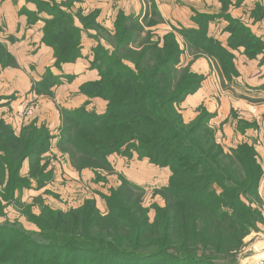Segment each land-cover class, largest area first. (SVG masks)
Returning a JSON list of instances; mask_svg holds the SVG:
<instances>
[{"label":"trees","instance_id":"16d2710c","mask_svg":"<svg viewBox=\"0 0 264 264\" xmlns=\"http://www.w3.org/2000/svg\"><path fill=\"white\" fill-rule=\"evenodd\" d=\"M76 31L46 39L55 50L56 67L80 57ZM156 45L128 49L126 54L117 48L111 54L97 51L92 67L100 78L92 84V94L107 101L106 110L63 108L62 123L67 126L66 142L76 149L68 150L74 165L82 161L98 168L109 163L108 155L132 148L140 159L169 167V183L155 193L163 204L146 206L144 187L127 179L111 195L102 196L106 211L93 198L65 211L41 203L33 219L37 231H24L16 221L0 223V264H216L229 260L230 250L242 245L254 219L261 216L259 205L242 199L257 194L262 178L255 148L226 153L214 143L205 149L204 142L195 139L204 118L192 128L178 106L200 88L202 79L182 65L176 37ZM123 59L135 69L123 65ZM87 89L82 85V91ZM0 127L6 128L2 120ZM41 137L30 127L20 135L0 131V214L2 200L10 204L29 186L20 173L26 161L30 175L36 171L33 159L44 151ZM213 182L221 192L212 188Z\"/></svg>","mask_w":264,"mask_h":264},{"label":"rangeland","instance_id":"374dc122","mask_svg":"<svg viewBox=\"0 0 264 264\" xmlns=\"http://www.w3.org/2000/svg\"><path fill=\"white\" fill-rule=\"evenodd\" d=\"M236 4L238 3L233 4L232 0H0V71L10 73L9 84L14 82L16 85L9 89L10 93L8 85L0 90L2 93H9L2 104L7 107H0L2 108L0 121L2 120L6 125V128L0 127V131L10 129L16 135H20L28 127L36 129L42 135L41 147L44 148L42 155L33 159L36 170L33 176L30 175L31 165L28 161L21 170L20 175L28 178L29 186H25L18 192L16 199L10 204H6L7 202L4 200L1 201V209L4 214H0V223L16 221L24 231H37L39 228L33 219L34 216L40 214L41 203H49L54 209L65 211L80 206L86 199L93 198L102 208L100 198L104 195H111L112 190L118 188L124 179L144 187L146 206L159 204V196L155 193L161 187V180L152 169L153 164L148 159H140L132 148H122L119 152L108 155L109 163L104 166L101 164L97 166L98 168L89 167V162H84L83 166L82 161H77L76 166L74 165L68 152L70 148L74 149V147L72 142H66L67 126L62 123L63 108L59 107L61 105L60 97L58 98L56 92H53L54 81H58L62 77L53 74L50 67H39L32 58L34 55L32 51L38 49L40 42L48 45L46 39L57 40L60 38L56 33L60 32L61 35L62 33L64 35L77 29L76 34L81 43L80 57L82 54L86 55L90 58L92 66L97 51H101V55L111 54L117 48L119 53L126 54L128 49L132 48H137L136 50L139 51L142 45L145 48L153 47L154 44L158 46H162L164 43L168 44L174 36L183 51L182 65L189 66L190 70L202 79L200 88L190 94L191 96L188 95V99L198 92L197 99L202 93L205 94L204 91L207 90L204 88V80L207 75L208 77L211 75L212 83L219 86V88H211L212 91L216 92L217 90L219 95L222 93L232 98H240L247 96L248 93L244 90L245 84L238 82L234 85L237 77L233 78V76L238 75L236 69L232 68V65H235L234 50L240 49L238 45L243 44L241 47L244 52L261 53L264 51V40L254 34L252 28L249 27V20L243 22L231 17L230 10ZM263 14L262 7L257 6L253 9L252 15L257 21ZM216 18L220 20V23L213 22ZM209 22H213L211 25L213 31L220 28L223 30L225 28L228 31L224 42L209 35ZM56 23L62 24L54 26ZM121 34L122 38L120 39ZM84 43H88L86 48L83 47ZM123 60V65L135 69L133 62L127 59ZM209 64L212 65H210L212 70ZM223 78L231 80V84L223 83ZM94 82L83 84L88 89L82 91V94H86L90 98L103 99L93 97L92 84ZM21 83H24L25 86L22 87ZM229 85H234V87ZM22 96L25 97L23 100H21ZM204 97L202 103L191 102L189 104V100L185 99L178 106L185 123L192 128H195L198 122L204 118L202 129L199 132H194L195 139L202 140L205 149L212 147V143H214V147L219 145L226 153L237 150L239 147L250 146L248 142H242L237 147L222 146V139L219 138V141L217 139L216 123L214 120L211 123V119L218 112L216 104L211 107V104L207 103V96ZM19 98L20 101L17 100ZM42 98L51 102L52 107H58L60 121L56 123H51L48 120L38 121L37 117L45 103ZM249 100L252 101L250 102L252 108H249L251 114L257 113L255 109L264 104V99ZM29 101L36 104L37 110L33 117L27 120L19 119L16 116V110L9 108V103L21 102L20 104H23ZM237 101H233L232 104L238 105ZM235 110L234 107H231L227 112L235 113ZM90 111L96 112L95 110ZM251 124L253 125V123L241 121L239 126H252ZM212 139L214 141H211ZM254 148L256 151V147ZM215 152L216 150L212 154ZM256 153L257 161L263 168L261 182L264 180V161L262 162L257 151ZM138 159L147 160L152 166L148 165L144 169L145 173H141V161ZM165 168L160 171L162 173L171 172L169 167ZM87 171L95 173L96 183H93L95 178L92 180L86 176L84 179L82 178L88 173ZM140 174L151 183L138 184L128 178L132 179ZM39 179L46 183L44 182L45 184L40 186ZM212 188H216L219 192L222 191V188L215 182H213ZM72 193L76 194L74 197L77 198H74ZM82 196L85 199L80 200ZM257 197L259 201H257ZM242 199L247 204L253 202L254 205H259L261 216L254 219L256 224L243 237L242 245L230 250L229 260H219L216 261V264H249V258L257 259L261 255L260 252L264 251V191L259 192L258 188L257 194L252 192L243 196ZM29 208L32 209L31 215L27 213ZM151 213L154 218L155 210L151 209ZM253 233L256 234L255 237L252 236Z\"/></svg>","mask_w":264,"mask_h":264},{"label":"crops","instance_id":"0c3cea01","mask_svg":"<svg viewBox=\"0 0 264 264\" xmlns=\"http://www.w3.org/2000/svg\"><path fill=\"white\" fill-rule=\"evenodd\" d=\"M238 3L236 6H233L231 8V17L234 20H241L243 22H246L244 20H249V27L252 28L254 34L258 36V38H262L264 40V14L261 16V18L257 19L252 15L253 9L257 6H260L264 9V0H232V3ZM207 13V12H206ZM208 14V13H207ZM223 17V16H222ZM221 18V17H218ZM218 24L220 23V20L216 18L215 21H213ZM213 22H209V35L212 37L215 36L216 39L221 40L224 42L226 35L228 34V31L220 28L219 30L213 31V27H211ZM223 26V25H222ZM211 33V34H210ZM214 37V38H215ZM88 43H84L83 47L86 48ZM240 49L234 50L235 54V65L234 68L236 69V73H238L237 76H233V78H239L234 82V85H236L238 82L245 84L244 90L248 93L247 96H241L240 98H232L230 96H225L222 93L219 95V91L216 90V92L212 91L211 88H219L218 85H214L212 82V76L208 77L206 76L204 80V88L207 91H204L206 94H201L200 98L197 99L196 93L192 97H187L186 101L189 100V104L191 102H199L202 103L204 100V96H207V103L211 104L212 106H215L218 110L216 116L211 119V123H216V135L217 139L219 141V138L222 139V146L223 147H237L242 142H248L251 146L256 147V151L258 152V155L260 158H262V162L264 161V104L261 106L253 107L258 113H252L249 111V108L251 109L252 102L249 99L252 100H260L264 99V51L257 52L255 54L249 55L248 51L244 52L242 47L239 46ZM83 48V50H84ZM11 52V51H10ZM34 55L32 58L36 61V64H38L39 67H50V69L53 71V74L62 77L59 79L55 84H53V92H56V96L60 99L61 105L59 107L65 108V109H75L79 108L81 106H85L87 110H95L97 113H103L106 110L107 107V101L100 98H90L86 94H82V85L85 83H88L90 81H96L100 78V75L98 73L97 69L92 68L90 64V58H88L86 55H83L79 57L75 62L71 63H63L61 67L57 68L55 66V57H54V49L48 45H45L40 42L39 47L37 50L32 51ZM211 64H209L210 66ZM212 66V65H211ZM210 66V69L212 70ZM214 68V66H213ZM66 75V77H65ZM13 76V75H12ZM11 78L10 73H6L5 71H0V90L4 86L8 85L11 87H16V85L13 83L9 84V79ZM7 84H6V83ZM223 83L231 84V80H227L226 78H223ZM234 85H229L233 86ZM21 86L24 87L25 84L21 83ZM206 86V87H205ZM228 86V87H229ZM28 87V86H27ZM239 88V87H238ZM242 89V88H240ZM203 90V89H202ZM2 93L0 91V107H7V105L4 104L5 98L9 96V93ZM201 92V91H200ZM191 96V95H190ZM25 97L22 96L21 100H23ZM247 99V101H246ZM20 101V98L17 99ZM193 100V101H191ZM232 100V101H231ZM238 100V101H237ZM42 101L45 102L43 105V109L41 110V113L39 117H37L38 121H45L48 120L51 123H56L57 121H60V113L58 112V107H52L51 102H48L47 99L42 98ZM50 101V100H49ZM185 101V102H186ZM233 101H237L236 103L238 105H233ZM205 102V101H204ZM263 102V101H262ZM21 102H13L9 103V108H12L14 110H17L21 107ZM253 103H259V102H253ZM250 104V105H249ZM231 107H234V112H227L230 111ZM2 108H0L1 110ZM253 109V110H254ZM241 121L253 123L252 126H239V123ZM141 161V173H145L144 169L152 164H149V161L147 160H140ZM139 166V165H138ZM154 167H152L153 170H155L156 175L158 176V179L161 180L160 183H162L160 186L167 185L169 182V178L171 175V172L168 173H162L160 169H164L165 167H159L153 164ZM167 169V168H165ZM88 172V171H87ZM90 178L91 180L95 178L93 183H96V177L95 173L88 172L86 175H83L82 178L84 179ZM130 180H133L134 182L138 184H145V183H151L148 182L145 177H142V175H138V177L130 178ZM264 191V180L260 182L259 184V192ZM72 196H76V194L72 193ZM63 197V196H62ZM61 198V197H60ZM77 198V197H74ZM80 198V197H79ZM81 199H85L80 198ZM264 200V199H263ZM159 204H163V200L159 197L158 199ZM101 206L100 209L102 211H106L104 204H103V198H100ZM264 208V206H263ZM264 211V210H263Z\"/></svg>","mask_w":264,"mask_h":264},{"label":"built area","instance_id":"2783aa9c","mask_svg":"<svg viewBox=\"0 0 264 264\" xmlns=\"http://www.w3.org/2000/svg\"><path fill=\"white\" fill-rule=\"evenodd\" d=\"M37 110L36 104H34L32 101H29L28 103L21 104V107L16 110V116L19 119H25L33 117ZM252 236H256V234H252ZM259 251V250H257ZM260 256L257 259L249 258L248 261L249 264H264V251L260 252ZM244 262V261H243Z\"/></svg>","mask_w":264,"mask_h":264}]
</instances>
